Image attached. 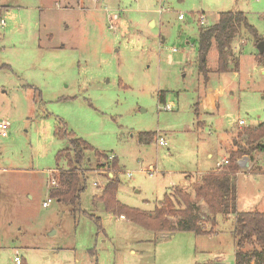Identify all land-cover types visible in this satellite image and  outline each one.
Returning <instances> with one entry per match:
<instances>
[{"label": "rangeland", "instance_id": "1", "mask_svg": "<svg viewBox=\"0 0 264 264\" xmlns=\"http://www.w3.org/2000/svg\"><path fill=\"white\" fill-rule=\"evenodd\" d=\"M226 12L244 13L264 42V0H0V264H235L233 215L217 214L211 234H168L121 219L103 196L115 180L116 202L152 213L171 187L189 190L247 148L264 122L255 37L242 29L231 42L237 71L216 72L214 47L206 82L198 71V29ZM58 128L114 157L115 170L85 154L75 208L49 195L68 169ZM238 160L236 210L264 213V153Z\"/></svg>", "mask_w": 264, "mask_h": 264}, {"label": "trees", "instance_id": "2", "mask_svg": "<svg viewBox=\"0 0 264 264\" xmlns=\"http://www.w3.org/2000/svg\"><path fill=\"white\" fill-rule=\"evenodd\" d=\"M252 34L256 42L261 39L257 36L244 13L226 12L218 16L217 22L211 26L200 27L197 36L198 71L205 82L208 80L207 55L211 48L217 51L218 73L229 72V64H233L238 70V60L232 53L231 42L238 36L240 30ZM264 60V54L259 55ZM160 97V102H161ZM264 134V122L250 131L245 146L231 153L224 169L201 175L192 183L189 190L179 186L171 187L161 201L158 202L152 213H143L135 209L127 208L115 200L117 181L110 180L103 191L104 203L114 209L120 216L130 221L152 229L157 232H191L196 235L211 234L216 224V215L228 218L234 216V260L235 264H264V213L257 211L236 210V175L239 170L238 159L248 156L252 151L264 153V144H256L255 140ZM57 136L67 140V148L58 154V158L65 157L68 161L66 171L58 170V182L61 188L51 189L50 197L60 203L79 206L80 196L86 189L87 177L84 173V161L86 153H92L94 157L101 159L99 168L109 166L115 170L113 161L94 150L85 141L68 133L66 129L58 128ZM153 136L140 134L139 141L150 142ZM250 148V149H249ZM85 159V160H84ZM205 203V213L201 217L197 214L198 202ZM177 218L173 224L170 218ZM204 219L205 221H202ZM99 220V219H95ZM211 227L206 229L205 223ZM22 264V263H21Z\"/></svg>", "mask_w": 264, "mask_h": 264}, {"label": "built area", "instance_id": "3", "mask_svg": "<svg viewBox=\"0 0 264 264\" xmlns=\"http://www.w3.org/2000/svg\"><path fill=\"white\" fill-rule=\"evenodd\" d=\"M94 1L97 2L98 0H94ZM105 10H106V9H105ZM177 19H178L179 21H183V20H184V16H183L182 14H180V15L177 17ZM205 20H206V19H205L202 15H200V16H199V26H203V25L205 24ZM0 23H1V25H3L2 21H1ZM110 28H112V26H110ZM173 51H174V50H173ZM165 110H167V111H171V110H172V107H170V106H165ZM239 125H240V126H243V125H244V121H239ZM7 130H8V125H7L6 123H4V122H0V136H1V137H6V135H7ZM158 144H159V146H165V145H166V142H165L162 138H159V140H158ZM113 158H114L113 156H109L108 160H113ZM241 162H242V161L238 160V164H241ZM226 164H227V160H225V161L223 162V166L226 165ZM128 175L130 176V173H129ZM51 184H52V185H55V184H56V182H55L54 179L51 180ZM94 185L96 186L97 183H95ZM49 203H50V200L48 199L46 202H44V203L42 204V206H43L44 208H46V207H48ZM121 218H123V217H121ZM14 262H15V264H21V259H20L18 256H15V257H14ZM213 264H219V263H213Z\"/></svg>", "mask_w": 264, "mask_h": 264}, {"label": "crops", "instance_id": "4", "mask_svg": "<svg viewBox=\"0 0 264 264\" xmlns=\"http://www.w3.org/2000/svg\"><path fill=\"white\" fill-rule=\"evenodd\" d=\"M209 99H210V101H211V107H214V101L216 100V95H209V97H208ZM244 126V125H243ZM240 127H242V126H240ZM236 151V148L235 149H233L232 150V152H235ZM229 158H227V159H223V162L225 161V160H228ZM238 161V160H237ZM239 167H241L240 165H239ZM97 186V185H96ZM182 188V187H181ZM185 188V187H184ZM121 217H123V216H121ZM120 217V218H121ZM121 219H124V217L123 218H121ZM165 233H168V234H170V233H172V232H165Z\"/></svg>", "mask_w": 264, "mask_h": 264}, {"label": "water", "instance_id": "5", "mask_svg": "<svg viewBox=\"0 0 264 264\" xmlns=\"http://www.w3.org/2000/svg\"><path fill=\"white\" fill-rule=\"evenodd\" d=\"M257 50L259 52V55H263L264 54V42L260 41L257 44Z\"/></svg>", "mask_w": 264, "mask_h": 264}]
</instances>
